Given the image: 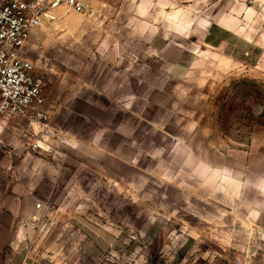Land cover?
<instances>
[{
  "label": "rangeland",
  "instance_id": "1",
  "mask_svg": "<svg viewBox=\"0 0 264 264\" xmlns=\"http://www.w3.org/2000/svg\"><path fill=\"white\" fill-rule=\"evenodd\" d=\"M92 1L82 13L68 7L90 19L78 39L59 29L38 40L37 51L27 45L44 91L65 74L86 85L111 75L93 72L108 59L94 55V23L121 18L127 65L142 67L127 74L128 87L141 77L151 88L134 100L152 119L179 127L200 119L207 174L198 179V168L182 160L171 170L182 184L129 168L121 184L103 183L99 171L80 175L36 207L9 248L11 264H264V0H96L104 8L90 9Z\"/></svg>",
  "mask_w": 264,
  "mask_h": 264
},
{
  "label": "crops",
  "instance_id": "2",
  "mask_svg": "<svg viewBox=\"0 0 264 264\" xmlns=\"http://www.w3.org/2000/svg\"><path fill=\"white\" fill-rule=\"evenodd\" d=\"M62 5L69 17L62 15L64 9L59 8ZM89 7L104 8L102 2L96 0L90 2ZM50 12L56 17L58 27L51 26L45 16L40 25L30 31L21 51L39 75L42 72L29 57L27 45L32 44V49L37 51L40 48L38 40L59 29L64 35L69 34L73 41L79 38L83 25L91 26L89 18L68 13L65 4L48 9L46 15ZM53 15L48 18L53 19ZM95 20L93 30L99 31L94 32L93 38L100 43L94 55L108 59L103 60L105 64L94 65L93 72L111 75L95 76L94 83L86 85L83 76L69 81L71 76L65 74L54 88L49 86L44 91L43 87L42 110L49 116L45 135L49 151L29 150L28 145L36 141L34 124L0 116L7 120L5 125L0 122V264H11L9 248L19 241L26 224L37 212L36 204L56 194L63 184L79 183L80 175L93 179L99 171L103 183L116 179L121 184L126 183L124 179H127L129 168L153 175L163 184H182V178L174 171L171 173L173 164L182 160L198 168V175L192 174L198 179L207 174L206 157H201V149L199 151L201 139L204 147L206 144V126L200 119H191L179 127L174 121L152 119L147 111L144 114L142 103L134 99L151 88L142 87L141 77H134L133 82L130 81L133 88L128 87L127 74L141 71L142 67L127 65L126 23L121 18ZM77 68L78 72L90 70V66ZM203 80L205 88V78ZM166 102L151 99L148 104ZM136 104H140L139 107H133ZM183 145L187 146L186 150ZM144 162L156 166V171L149 172Z\"/></svg>",
  "mask_w": 264,
  "mask_h": 264
},
{
  "label": "built area",
  "instance_id": "3",
  "mask_svg": "<svg viewBox=\"0 0 264 264\" xmlns=\"http://www.w3.org/2000/svg\"><path fill=\"white\" fill-rule=\"evenodd\" d=\"M60 4L77 13L87 10L82 0H0V116L34 124L36 141L28 148L45 153L49 143L48 115L42 110L44 81L21 51L47 10Z\"/></svg>",
  "mask_w": 264,
  "mask_h": 264
},
{
  "label": "bare ground",
  "instance_id": "4",
  "mask_svg": "<svg viewBox=\"0 0 264 264\" xmlns=\"http://www.w3.org/2000/svg\"><path fill=\"white\" fill-rule=\"evenodd\" d=\"M58 7V6H57Z\"/></svg>",
  "mask_w": 264,
  "mask_h": 264
}]
</instances>
